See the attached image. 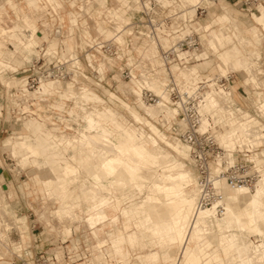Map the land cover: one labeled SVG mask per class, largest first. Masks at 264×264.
<instances>
[{
  "label": "rangeland",
  "instance_id": "1",
  "mask_svg": "<svg viewBox=\"0 0 264 264\" xmlns=\"http://www.w3.org/2000/svg\"><path fill=\"white\" fill-rule=\"evenodd\" d=\"M45 1L48 0H38L36 8H43L44 10H47L48 4L47 3L45 4L44 3ZM91 1L92 0H81V3L76 4L75 3L76 0H71V4H70L72 9L75 6H79L78 8L81 9V11L86 14V17L83 16L81 17L79 23L82 31L85 33V35L88 38L91 37L92 35L90 29H94V31H96V34L97 32L99 33L103 32L104 36H106L107 34H110L109 36H111L112 31L120 29L122 26H124L125 23L129 21V19L126 21L121 20L122 18L121 13L125 15L127 14V12H125L124 9H122L123 7L122 1L105 0L104 7L99 5L98 3L97 4L90 3ZM220 1L221 0L203 1L201 6L204 7L206 10L199 8L197 11V15L196 12L194 15H192V13L190 12L189 4H187L188 2H186V0H182L181 6H172L171 8L172 11L170 13H173V11L177 12L179 10H182V17H181L182 21L180 20V18L178 21L183 22L185 15H187L188 17L187 22L181 23L182 34L176 37L172 36L173 37L172 42L174 43L178 37L184 36L186 32H189L191 30L196 31L197 36L199 35L198 37H200L198 47L195 50L190 49V55L193 53L191 55V59H189L191 64L186 65L185 69H183L181 72L186 77L195 74L196 75L200 74L203 77L205 75L217 76L218 74H220L221 76H228V75L231 76L230 80L231 83L233 84V87L231 84L228 92L225 91L223 92L220 89L218 90L217 93L212 92L213 96L210 97V99L213 98L215 102L218 101L217 103L219 107H222V105L219 104L220 95L226 96L229 94V97L230 98L232 97V99L235 101L236 84H238V82L243 80L244 83H246V87H245L246 92L251 91V93H256L257 95L262 96L261 100H256V101L251 100L249 104L253 108H258L263 114L264 105H261L262 108L259 105L261 104V102L262 103L264 102V31L262 30L261 26L256 23H254L252 27L245 26L239 23L238 15H242L243 17L246 18L249 17L250 15L249 13L251 12H254L255 14L259 15L261 9H264V3L262 4V6L259 7V12H258L254 10L248 11L244 7L234 5L233 3L230 4V7L224 4V6L227 7V9H225L222 7ZM164 3L165 5H167L168 4L167 0H164ZM58 6L61 10L65 8L61 2L58 3ZM183 7L184 9H182ZM108 10L111 11L118 10L119 16L117 18L116 16L112 17L111 13H108ZM225 12L229 14L231 22H227V21L221 22L222 20H226V19L217 18L218 15ZM131 14H134V12L130 11V15ZM40 17L42 18L41 19L42 21L38 22L39 27L35 25V28L32 29L26 23L27 24L26 27L30 28L32 32V36L28 39L30 40L35 39L37 41L38 44L35 43L34 46L37 45L41 46V44L43 43L44 50H45V46L47 45L49 48L48 52L50 53V55L56 56L57 58H60L65 54L66 55L73 54L76 56L78 55L77 57L80 56L79 60L81 62V67H82V74H81L82 76H79L80 79H77L79 81L78 84L76 85L73 84L74 90L72 91L75 93V95H77L75 98L71 96V94H68V92L71 91V89H67V88L66 90H60L59 88L52 90L50 92L42 88L39 94L30 92L29 94L24 95V91H23L24 89L21 88V86L24 85L26 81V77L35 76L38 74L37 69L32 68L31 64L34 62L35 57L42 55V53L38 51V48L37 49L33 48L32 51H23L21 49L10 53L0 52V55L5 54L4 56L6 57V59H4L3 57L0 58V71H1L0 72V175H1L0 184L3 183L7 185L9 184V189L6 193L3 192L2 190L3 186L0 185V231L2 229L5 235V239L0 241V264H35L36 258H39L40 256H44L46 253L50 254L53 252L59 258L58 264H76L79 262H84L85 264H92L90 261L91 256L89 255L90 253H92L93 249L91 248V245L94 244L95 240L89 235V231L87 229L86 223L82 222L84 218L82 219V217H80L81 221L74 224L75 227L78 225V227L74 229L75 232L73 234V236H75L77 239L76 250H78V252L69 253L68 250H72V249H70L71 248L70 239L66 238L67 235H71L72 233L71 225L74 222H76L75 219L76 216H74L75 214L73 208L76 207V205L78 204L77 202H82L81 203L82 207L84 206L89 207V204L91 203L89 201L90 199L85 200L84 198H82V196L79 197L80 196L79 186L70 185L68 187L69 193L67 192L68 193L67 195L68 196L72 195V199L71 200L68 199V202L65 204L67 205L66 208H63L64 206H62L63 205L62 201L59 198L57 199L56 197H54L55 199H53L52 201V198H50V196L47 194L48 190L46 188L45 183L43 184V182L40 183L35 182L33 172L31 171L33 167L29 162L32 156L31 157L29 156L27 158V156H25L27 155L26 151L23 149H18V147L16 146L14 147L20 150L22 154L19 153L13 156L11 153V150H13V144L11 145L10 143L13 142L15 144L14 141H16V144H20L21 142L19 140L23 139V136L27 133L25 127H23L21 124V120H18L19 118L25 120L21 116L22 115L25 116L26 114L25 112H20L19 108L15 107L17 106V104L15 103L16 98L19 97L22 98L21 102H19L20 105L26 103L24 98H27L28 100V102L21 107L22 110L23 109L28 110L27 112L29 115L27 116L26 121L30 119H35L41 122L42 125L47 124L48 120L45 121V118L39 116L40 110L41 111L43 110L42 113L52 116V118L55 119V122L61 124V126H67V127L71 126V130H66L65 133H58L56 140L58 141V143H62L63 147L65 146V153L67 154V156H69L70 160L76 163L77 161L76 157L72 155V147L70 149L68 148V146H66V139L71 141L72 138L79 137L81 131L86 130L85 126L87 120L85 119V114L87 113V115H89L90 113L88 111H90V109H92L93 107H97V108L109 107L110 110L114 113L115 117L120 119L129 128L130 127H133L134 129L138 128L141 131H143L144 134L150 132L148 126L140 124L130 116L127 106H123L122 104L117 103V101L113 99L115 96L118 95L119 96L118 98L121 97L120 99H123V101L126 102L132 110L141 114L146 120L151 122L150 124L153 127H156L163 133L164 136L162 140L157 138L158 140L157 148L163 151H167L171 155H174L177 160H180L186 164V165L184 164L186 168L189 167L190 169H192V171L195 173L196 176L197 174L192 162L190 163V161L187 159L181 160V158L175 153V151L172 148L173 145H175L176 143H178L179 146L184 145L183 142L179 140L177 132H173V130H175L174 123L176 122L175 121L176 119L171 118L172 120L170 119L171 121L169 120V122L171 123L173 122L172 123L173 125L171 123L167 125L164 122L163 116L162 114H160V112L154 109L145 110V107L149 106V104H146L145 106L142 103V98L140 93L139 94L137 93L135 103L129 102V99L126 96L128 94L130 95L131 92L130 91L131 84L127 83L129 79L122 77L121 74L116 75V72L119 71L114 66L112 68L111 67L105 68L106 66H111V63L108 64L106 63V61L100 60V57L98 55L87 53V58L89 59V61H92L93 59L94 62L96 63L94 67H91L88 64V62H86L85 53H83L82 51L78 52L75 49L76 46L82 45V39L80 35L74 36V41H76V44L74 46L75 48L69 46L68 47L69 50L67 51H61L62 48H64V45L61 42H59V44L56 43L58 45L57 48L59 51V54H57L56 44L48 43V41L50 40V36L46 34L47 36L46 39L40 41L37 38V36L34 35V30H46V33H50L52 26H54L55 23H58V25L60 26L64 25V22H62L63 16H60V19L57 21H50L46 19L44 14L40 15ZM72 21H74V18L72 19ZM0 24L6 27V25L10 24V22L8 21L6 16H4V19L2 20V22H0ZM176 24H172V29H175ZM110 25L112 28L110 27ZM205 25H210L209 30L204 29ZM212 31L214 32L222 31L227 34L225 35V37L221 36L222 39H220L211 48L206 45L208 44V42H210V38H208V41L206 43L204 42V39L206 37L205 35H207L209 32ZM233 31L241 35L245 40H250V43H246L243 41L242 43L238 44L239 48L242 51V54L244 55V57L248 59V61L251 64L250 75H248L249 77L245 78L246 80H244L242 75L239 74L240 73L239 68L233 67L232 62H230L231 60H234L236 63H238L239 57L241 56V52L237 49L234 39L228 36V34L229 35L232 34ZM254 31H257L258 33L255 35ZM64 36L59 37V39H64L65 38ZM119 39L123 41L124 37H119ZM159 39L162 41H166V38L164 37H159ZM23 43L25 44V41H23ZM227 43L232 44L231 49L223 50L222 47ZM6 46L7 45H5V47ZM229 46L230 45H226L225 48H229ZM7 47L13 49L11 44H8ZM3 50H4V46H3ZM195 53H196V61L194 57ZM133 54L136 53H134L133 51ZM217 55L219 59L217 58ZM151 56L152 55L149 54L147 59H145L144 56L142 58H144L143 60L147 61L148 63H151L154 66V63H156L155 62L156 58H152ZM144 71L146 72V79H147L146 82H148V84L146 83L145 85L146 88L150 89L151 91L157 94V92L154 91L155 89L153 88V84L159 85L162 90V86L160 85V80L158 79L156 74L157 70L154 69V72H151L150 70L148 71L144 70ZM2 78L3 80H6V82H4ZM67 80L70 81L71 79H66V81ZM119 81H123V83L121 82L122 84L120 83V85L119 84L116 85L117 82ZM133 84L136 85L135 83ZM125 86L128 87V91H125L123 89V87ZM35 87L31 88V90L34 89ZM102 87L113 92H116L117 90L118 91L116 92L117 95L112 93L111 95L113 96V98L107 96L103 92ZM86 91L87 93L90 92L93 95L94 94L97 95L99 98L96 97V100L88 99L86 97ZM64 92L67 93L68 96L67 98L70 99L63 100V105L59 104L57 105V107L68 110V112L70 111L73 115L70 117L65 112H60L55 108H50V100L55 98L59 99L58 94L63 95ZM162 97L165 100H167L168 98L166 93L163 94ZM55 102H53V104H58V102L57 103ZM83 104H86L85 107L90 108L87 109L88 110L87 112L82 109ZM164 108L169 110L173 109V107L170 105H168V107L165 106ZM206 108L208 111L212 108V105L208 103ZM248 108L251 109V107L249 106ZM57 116L63 117V121L58 119ZM65 119H69V120L66 121ZM20 124L23 127L22 132L20 133L13 132V131H18L20 129L21 127ZM220 133H230V132L224 130L219 132L218 134ZM138 137L140 138V136ZM32 139L35 140V137L32 136ZM83 140L84 139L80 141ZM142 140H146V139H142ZM8 141L10 142L8 143ZM2 144L3 146H5L6 144L5 149H3ZM68 144L70 143L68 142ZM70 145L73 146L72 144ZM262 152H264V149L262 150ZM28 155H30V153H28ZM23 158H25V160H23ZM256 159L259 160L264 158H260L256 156ZM177 163L178 161L176 162V164ZM89 174L90 172H85V174L84 172L81 173L79 175V182L82 183L84 181L85 186H90L92 184V181L88 177ZM46 175L48 174L42 172L41 177L44 178ZM191 190L192 191L194 190L196 194L195 185L191 187ZM148 191L149 189L148 187H146L141 193L132 184L126 185L125 187L120 188V190L113 189V195L111 196L108 204L105 206V210L107 215L109 213V216L116 218L114 219L116 222H118L117 226L120 225V223L124 224L123 232H121L122 231L121 228V231L117 234V237L121 233H126V234L138 233L139 225H140L138 223V217L141 218L143 214L134 216L132 211L135 206H140L141 202L144 200ZM67 195L65 196V198L67 197ZM100 196L101 194H98L96 195V198ZM7 209L10 212H13L14 213L13 215L18 216L17 220L19 219L21 220V218L23 220L17 222V220H15L16 217L15 218L8 217L9 213L6 211ZM56 210H58L57 213L55 212ZM77 213L80 214L79 212ZM85 215H80V216H85ZM8 221L10 223L16 221V224L11 223L10 225ZM46 222H49L50 224ZM211 228L212 227H208L210 231L205 235L206 240L207 241L209 240L211 243L208 246H205L203 250L204 251L203 254H202L201 243L199 244V248H200L199 250L201 255V260L199 264H205L206 261L212 258L214 253H217L222 257L223 259L222 264H235L238 260L235 257V255H231L227 257L223 253V248L226 246L228 242L227 238L226 237L221 238L220 233L217 230ZM22 232L24 234V239L21 236ZM147 234L149 236L147 238L153 240L151 233L147 232ZM259 238L260 237L257 235L250 236V239L254 241H257ZM148 239L145 241L150 243L151 245L150 249L152 251H150V253L147 254L148 257L146 256L144 258L145 255L143 254H139L137 256L140 262H142L141 264H146V262H148L147 260L149 259V257L154 256V254L159 256L158 252H164L166 254L165 256H163L164 260L166 261H161V256H159V262H161L162 264H178L179 260L176 259L177 255L176 257H174L175 255H172L173 253L172 250L173 248H176V246L178 245L177 243L171 245H166V244L156 245L154 241ZM21 241H22V245L20 244ZM125 241L128 243L126 242L124 243L123 245L124 248L126 246H130V244H132L134 241L138 242L141 240L137 238L133 242H129L127 240ZM1 243H5L6 245L5 248H2ZM14 243L20 244L21 248H18L17 250L15 248ZM196 244L197 243L194 240H190L187 245L190 247H195ZM147 247H145L144 249H146ZM141 249H143V245ZM104 251L105 250H103L102 253H106ZM131 251H132L131 253L132 256H135L134 253L135 254L138 253L137 249L134 247L132 248ZM66 252H68L69 254L64 258V254L66 255ZM100 253L101 252L95 253L93 255L94 264H98L100 262L99 260H98L99 262H96L97 261L96 258H98V255ZM79 258L80 260H78ZM130 264H135V263L130 261Z\"/></svg>",
  "mask_w": 264,
  "mask_h": 264
},
{
  "label": "bare ground",
  "instance_id": "2",
  "mask_svg": "<svg viewBox=\"0 0 264 264\" xmlns=\"http://www.w3.org/2000/svg\"><path fill=\"white\" fill-rule=\"evenodd\" d=\"M120 1L123 3L124 8H122L127 12L126 15L129 14V21L120 29L112 31L111 36L108 38H114L119 44H124L127 35L133 34V20L141 7L140 0ZM156 1L162 7L166 8L169 14H174V24L177 23L179 18L182 21V10L170 13L172 11V6H181L182 0H167V5L162 4L159 0ZM203 1L205 0H186L192 15L194 12H196L197 15V10L199 8L206 10L201 6ZM91 3L97 4L93 0ZM145 4L148 5L147 2H145ZM260 6H262V4L257 6L258 12ZM182 9H184V7ZM130 11L134 12V14L130 15ZM187 19L188 17L185 15L181 23L187 22ZM209 27L210 25H208V28ZM194 32L196 31L191 30L186 32L184 36L191 35ZM180 34H182V32ZM226 34L225 32L209 33L208 37L210 38V42H208L207 45L212 48L214 44L222 39L221 36L225 37ZM158 36L164 37V35L160 34ZM119 37H124L123 41L120 40ZM159 37L157 39L150 36L143 38L133 34L131 44H134L135 47H141L142 49H147L149 47L158 48V45H161L162 42ZM34 44L33 39L25 40L23 51H32ZM42 45L43 44H41V46ZM41 46L37 45L36 49L38 48L39 51V47ZM48 50L49 48L46 45V55H50ZM128 53L130 56V49H128ZM77 56L65 54L58 58V60L70 59V63L68 64L69 70L72 71L70 81L39 76L38 85L31 90L33 87L29 86L26 77V81L21 87L24 89V95L30 92L39 94L42 88L46 89L48 92L50 88L51 90L59 88L60 90H66L67 88L71 89L68 94H71V96L75 98L77 95L72 91L74 89L73 84L76 85L79 83L77 79H80L79 76L82 74L81 63ZM98 56L100 60L106 61L108 64L111 63V66L115 64V61L108 58L106 55L101 54ZM160 58L162 66L164 67L163 59L162 57ZM74 66L80 67V70H75ZM111 66H106L105 68H110ZM220 77L228 78L231 76H221L218 74L217 76H212L210 79L214 80ZM146 80V73L142 72V69H140L136 76H134L131 71V76L127 83H135L137 86L134 84L133 86L140 89L142 103L145 106L149 104V106L145 107V110H157L162 114L164 122L168 125L171 123L169 120L171 118L176 119L178 113L177 108L169 104V90L166 87L168 79L161 80L162 90L159 85L153 84L154 91H156L157 94L152 92L159 97L155 103H148L143 98V88H146V83L148 84ZM185 80V77H181L180 80L174 79L175 83H177L182 90L188 88L195 82L192 81L183 86ZM123 89L128 91L127 86L123 87ZM218 90L212 89L206 94L205 103L202 106L203 117L201 129L206 128L209 116L214 122H225L227 127L217 131L216 138L222 147L232 150L234 145L240 142L243 136L244 125L242 123L239 124L231 113H229L231 116L227 114L223 106L219 107L218 101L215 102L213 98V101L210 99V97L213 96L212 92L217 93ZM165 93L168 97L167 100L162 97ZM63 95L68 97L65 92ZM86 97L90 100H96V97L90 92L87 93V91ZM25 101L26 103L28 102L27 98ZM118 101L123 106L128 107V112L135 121L148 126L150 132L144 134L143 131L138 128L134 129L130 127L132 128L130 129L120 119L115 117L109 107H93L90 109L85 107L86 104H83V110L87 112V109H90V111H88L90 114H85V119L87 120L86 131L81 132V136L84 140H75L72 144V142L66 139V146H68V148L71 146L70 144L73 145L72 155L76 157V163L69 158L63 157L62 152H59L58 143H48L51 139L55 140V138H49L47 134L41 132L40 126L36 121L31 119L26 121L19 118L22 126L25 127L27 132L23 136V139L19 140L21 145L28 147L27 142L31 141L32 136H34L40 146H45V148L41 150L46 153L45 163L49 165L50 171L53 173V178L45 182V184L48 195L52 198V201L55 199L54 197L57 199L59 198L63 204L61 205L64 206L68 202V197L65 198L68 187L73 184L78 185L80 190L79 197L82 196L85 200L93 199V204L89 212L85 216L80 217H82V219L84 218L83 220H85L91 228H94L98 224H103L108 219L105 206L113 195V189L120 190V188L132 184L142 193L143 190L148 187L149 191L144 200L141 202L140 206H135L133 208L132 213L134 216L143 214L141 218L138 217V223L142 230L149 231L153 238L164 241L168 245L174 243L178 244L176 248L172 250V252L177 253V257L176 255L174 257L179 260L178 264L200 263L201 255L199 244L201 243L203 232L208 229V227L217 230L221 238H227L228 242L223 248V253L227 257L234 254L238 259L236 264H264V196H262V192L264 191V182L262 181L264 172L261 179L250 186L242 185L231 187L224 181H219L218 185L224 197L221 201L223 207L221 213L216 211L214 205L211 207H198L199 186L197 176L192 169L189 167V169L186 168V164L177 160L174 155L157 148V138L162 140L164 136L163 133L156 127H153L150 124L151 122L146 120L141 114L132 110L122 99L118 98ZM15 103L17 104L15 107L19 108L20 112H25L26 115L23 116L22 113L21 117L26 119L29 115L27 112L28 110L21 109L26 103L20 105L19 98L15 99ZM208 103L212 105V108L207 111L206 106ZM168 105L172 106L173 109L169 110L164 108L165 106L168 107ZM251 108L264 118V113L262 114L258 108H253L252 106ZM224 130L230 133L218 134ZM138 136H140V138ZM252 137V140L257 145L256 135H252ZM68 142L70 144H68ZM183 144L184 145L179 146L178 143H176L172 148L181 160L187 159L191 163L192 160L189 156V149L184 142ZM34 152L40 153V150H34ZM232 158L233 157H230V159ZM176 160L178 161L177 164ZM254 160H256L259 166L264 167V159ZM210 169L211 174L214 175L217 169L216 164H211ZM83 172L84 174L85 172H90L88 176L92 181L90 186H85L84 181L82 183L79 182V175ZM194 185L196 187V194L194 190H191V187ZM98 194H101V196L96 198ZM252 235H257L260 238L257 241L251 240L250 236ZM190 240H194L197 243L195 247L187 245ZM214 258L215 263L213 261V264L223 263L222 257L217 253H215ZM96 259V262L100 261L98 264L108 263L106 253H101ZM147 261L149 263L146 262V264H162L159 262V258L148 259ZM205 264H210V260L206 261Z\"/></svg>",
  "mask_w": 264,
  "mask_h": 264
},
{
  "label": "built area",
  "instance_id": "3",
  "mask_svg": "<svg viewBox=\"0 0 264 264\" xmlns=\"http://www.w3.org/2000/svg\"><path fill=\"white\" fill-rule=\"evenodd\" d=\"M238 1L248 11H258L257 6L264 3V0ZM75 3H81V0H76ZM140 7L133 20L132 33L134 35L143 38L150 36L155 39L158 38L159 34L164 35V37L180 35L182 30L181 22L178 21L175 29H172L174 14H169L167 9L162 7L156 0H140ZM81 13L83 17H86L85 13ZM48 18L50 19V14H48ZM74 31L79 36L81 29H75ZM90 32L93 39L86 44L78 45L76 48L78 52L82 51L85 53L86 62L91 67H94L96 63L93 59L89 61L87 53L106 55L114 60L115 64L113 66L118 69L124 78L130 79L131 70L138 72L143 69L154 72L155 66L147 61L139 62V60H136L130 63L128 49L131 48L133 34H128L125 43L119 44L114 38H104L102 35H96L94 29H90ZM50 33L57 37L67 35V31L59 29L58 23H55ZM198 45L199 37L194 32L191 35L178 37L168 47L158 45V50L160 57L163 59L164 70L168 78L166 87L169 90V104L178 110L173 132H177L180 140L188 147L189 156L197 173L199 186L198 207H211L214 205L216 211L221 213L223 210L221 201L224 197L218 185L219 181H224L231 187L250 186L261 179L263 175L264 167L259 166L253 158L256 159V156L264 158V152H262L264 149V118L252 108H248V106L251 107L249 104L248 106L240 104L230 98L229 94L226 96L220 95L219 104L226 109L227 114L231 113L239 124L242 123L244 125V132L240 142L236 143L232 150L222 147L217 141L216 133L227 127V125H225V122H214L210 116L208 117L206 128L201 129L202 106L205 103L207 92L212 89L228 92L231 85V77H220L214 80L207 78L198 79L188 88L180 89V86L175 83L172 76L171 65L178 62L180 66H184L186 62L178 58V50L184 48L193 49L197 48ZM39 52L42 55L35 57L34 62L31 64L32 68L37 69L38 74L27 77L30 87L38 85L39 76L50 79H71L72 71L68 68L70 59L58 60L56 56L46 55L43 45L39 47ZM74 69L80 70V67L74 66ZM142 93L143 98L148 103H155L159 99L149 89L143 88ZM242 93L245 97L246 93L243 90ZM231 114L229 115L231 116ZM252 135H256L257 145L252 140ZM230 157L233 158L230 159ZM211 164H216L217 169L214 175L211 174ZM68 254L66 252L64 258ZM58 262L59 258L54 253H46L44 256L35 259V264H58Z\"/></svg>",
  "mask_w": 264,
  "mask_h": 264
},
{
  "label": "crops",
  "instance_id": "4",
  "mask_svg": "<svg viewBox=\"0 0 264 264\" xmlns=\"http://www.w3.org/2000/svg\"><path fill=\"white\" fill-rule=\"evenodd\" d=\"M93 1L98 3L99 5H101L103 7L105 6L104 5L105 0H93ZM159 1L161 3H164L163 0H159ZM60 2L65 7L63 10H61L59 8V6H58V3H60ZM37 3H38V0H0V22H2V20L4 19V16H6V18L10 22V24L6 25V27L0 24V52H2V53H10V52L18 51V50H21V49L23 50L24 49L23 41H25L26 39H28V38H30L32 36L31 29L26 27L27 24L32 29L35 28V25L38 26V22L42 21L41 20L42 18L40 17V15H43V14L45 15L46 19H48L50 21H57V20L60 19V16H63L62 17V22H64V25L63 26L59 25V29L67 31V35L64 36L65 37L64 39H59V37H55V35H52L51 33H46V30H34V35H36L37 38H39V40L41 41V40L46 39V37H47L46 34H48L50 36V40L48 41L49 44H54V43L55 44L56 43L59 44V42H61L64 45V48H62L61 51H67V50H69L68 49L69 46L70 47H74L75 46L76 41H74V36L77 35V33H75L74 30L75 29H81V26H80L79 22H80V19L82 17V15H81L82 13H81L80 9H78L79 6H75L72 9V7L70 5L71 4V0H50V2L48 0V1L44 2L45 4L46 3L48 4L47 10H44L43 8H36ZM220 3L222 5V7L225 8V9H227V7H225L224 4H226L228 7H230L231 3H233L234 5H238V6L242 7V5L240 4V2L238 0H228V1L227 0H221ZM108 13H111L112 17L116 16V18H117L119 16V11L118 10H115V11L108 10ZM48 14H50V19L48 18ZM194 14H195V12H194ZM249 14L250 15H249L248 18L243 17L242 15H238L239 16V23H241V24H243L245 26H249V27H252L253 24L256 23V24H259L261 26L262 30L264 31V9H261L259 15L255 14L254 12H251ZM121 16H122V18H121L122 21H126V20L129 19V14L125 15V14L121 13ZM73 18H74V21H72ZM217 18H225L226 19V20H222L221 22H224V21L231 22L230 16H229V14L227 12L218 15ZM118 25H120V24H118ZM54 26H52L51 31L53 30ZM209 28H208V25L204 26L205 30H209ZM209 33H222V31L221 32L212 31V32H209ZM209 33L207 35L204 34L206 36L205 39H204L205 43L208 41ZM257 33H258L257 31H254L255 35ZM103 34H104L103 32H100V33L97 32L96 35L104 36ZM79 35H80V37L82 39V44H86L88 41L90 42L92 40V36L88 38L85 35V33L82 31V29H81V32L79 33ZM109 35L110 34H107L106 36H104V38L105 37L106 38L110 37ZM228 36L231 37L232 39H234L237 49L241 52V56L239 57V62L238 63H236L234 60H231L230 62H232L233 67L239 68V70H240L239 74H241L243 79L246 80L245 78L249 77L248 75H250L251 64L248 61V59L246 57H244V55L242 54V51L239 48L238 44L242 43L243 41L246 42V43H250V40H245L241 35L237 34L235 31H233V34H230V35L228 34ZM164 38H166V41H162L161 42L162 47H168V46L173 44V42H172L173 37L172 36L164 37ZM33 42L37 43V41L35 39H33ZM8 44H11L13 49L8 48L7 47ZM5 45H7V46L5 47ZM226 45H230L229 48H225ZM3 46H4V50H3ZM57 47H58V45L56 44V53L59 54V51H58ZM231 47H232V44L227 43L222 48H223V50H228V49L230 50ZM34 48H36V46H34ZM75 49L77 50V48H75ZM193 50H195V49H193ZM133 51L136 54H133ZM149 54L152 55L151 56L152 58H156V61H155L156 63H154V66H155V70H157V73L156 72L155 73L157 74V77L160 80V85H161V80H165V79H168V78L166 76V71L164 70V67L162 66V61H161V58H160V53H159L158 48L149 47L147 49H142L141 47H135L134 44H131L129 61H130V63L131 62H135L136 60H139V62H140L141 59H142V62H144L145 60H143V59L144 58L147 59ZM4 55L5 54L0 55V58L3 57L4 59H6V57ZM191 55H190V50H186V49L178 50V54H177L178 58L179 59H183L186 62V64L184 66H180V63L176 62V63H173L171 65L172 76H173L174 79L180 80L181 77H185L186 78V80L183 82V86L185 84L189 83V82L196 81L198 79H203V78L210 79L212 77V76H209V75H205L203 77L200 74L199 75L195 74V75L187 76V77L185 75H183V73L181 71L183 69H185L186 65L191 64L190 61H189V59H191ZM143 56H144V58H142ZM194 57H195V61H196V53L194 54ZM217 58L219 59L218 55H217ZM158 68H161V69H158ZM131 71H132L134 76H136L137 73H138V72H135L133 70H131ZM142 72H145V71L142 70ZM118 74H120V73L116 72V75H118ZM2 80H3V78H2ZM3 81L6 82V80H3ZM121 82L122 81L117 82L116 85H118V84L120 85ZM6 84H9V83H6ZM96 84H98V83H96ZM98 85H100V84H98ZM232 87H233V84H232ZM245 87H246V83H244L243 80H241L240 82H238V84H236L235 101L239 102L240 104H245V105L248 106V104H249V102L251 100L256 101V100H261L262 99V96H259L256 93H251V91L246 92ZM102 90L107 96H110L111 98H113V96L111 95L112 93L117 95L116 92H118L117 90H116V92H113V91H110V90L105 89L103 87H102ZM242 90L246 93L245 97H244V94L242 93ZM50 91H52L51 88H50L49 92ZM130 91H131L130 95L129 94L128 95L124 94V95L127 96V98L129 99V102L135 103L136 102L137 93L138 94L140 93V89L136 88L135 86H133V84H131L130 85ZM49 94H51V93H49ZM45 95H47V94H45ZM94 96L99 98L95 94H94ZM58 97H59V99L55 98V99L50 100V108H55V109L59 110L60 112H65V113H67V115H69V117L73 116L70 111L68 112V110H65L63 108H58L57 107V105H59V104L63 105V100L70 99V98H67L64 95H60V94H58ZM115 97L113 99L115 101H117V103L121 104L118 101V97L119 96L117 95ZM24 99H26V98H24ZM21 100H22V98L19 97V102H21ZM212 101H213V99H212ZM53 102H55V103L58 102V104H53ZM261 105H264V102L263 103L261 102V104L259 106L261 107ZM42 111L40 110L39 116L42 117V118H45V121L48 120L47 124L42 125V123L39 122L38 120H35V119H31V120H34V121H36L38 123V125L40 126V129H41V132H43L44 134H47L49 136V138H51V137L55 138V140L51 139L48 143H58V141L56 140V137L58 136V133H65L66 130H71V126L70 127L61 126V124H58V123L55 122V119H53L52 116H50L48 114H44V113H42ZM57 118L63 121V117L57 116ZM69 119H65V120L68 121ZM20 126H21V124H20ZM86 127H87V125L85 126V129H86ZM22 129H23V127L21 126L18 131H13V132L20 133V132H22ZM81 132H80L79 137L72 138L71 141H69L68 139L67 140L69 142H72V144L75 142V140H78V141L82 140L83 138L81 136ZM9 139H10V137H9ZM9 142L10 141H8V143ZM14 142H15V144L13 142L10 143L11 145L13 144V150H11V153H12L13 156H15V155H17L19 153L22 154V152L20 150H18V149L25 150L27 155H25V154H23V155L27 156V158L29 156L30 157L32 156L30 158L31 160L29 162L31 163V165L33 167V169L31 171L33 172L34 180H35L36 183L43 182V184H44L45 182H47L48 180L53 178V173L50 171L49 165L45 163V161H46V155L45 154L46 153L41 150L42 148H45V146H40L38 144V142L36 140H33V139L31 141L27 142L28 143V147L20 145L21 144L20 142H19L20 144H16V141H14ZM6 144H7V142H6ZM6 144H5V146H3V144H2L3 149L6 148ZM58 145H59L58 146L59 152H62L63 157L69 158V156H67V154L65 153V146L63 147L62 143H58ZM14 146L18 147V149L15 148ZM71 147L72 146H70L69 148L71 149ZM34 150H40V153H34ZM28 153H30V155H28ZM23 160H25V158H23ZM42 172L47 173L48 175H46L44 178H42L41 177ZM262 181L264 182V178L262 179ZM0 185L3 186L2 190H3V192L6 193L8 191V189H9V184L7 185V184L3 183V184H0ZM73 185H75V184H73ZM67 192L69 193V188L66 191V195L68 194ZM262 196H264V191L262 192ZM67 197L70 200L72 199V195H69V196L67 195ZM89 201L91 202L89 204V207H85V206L82 207V205H81L82 202H77L78 204L76 205L75 208H73V211H74V214H75L74 216H76L75 217L76 222H74L71 225V232H72L71 235H67L66 236V238L70 239V247H71L70 249H72V250H68L69 253L70 252H72V253L78 252V250H76V248H77V243H76L77 241L76 240L77 239H76L75 236H73V234L75 232L74 229L77 228L78 225L75 227L74 224L81 221L80 215H85V214H87L89 212V210H90V208H91V206L93 204L92 199H90ZM66 206L67 205H64L63 208H66ZM84 208H86V209H84ZM58 210H56L55 212L57 213ZM6 211L9 213L8 217H11V218L12 217H14V218L16 217L15 220H17L18 216L13 215L14 213L10 212L8 209ZM77 212H79L80 214H78ZM77 217H78V219H77ZM114 218L115 217L109 216V213H108V220L105 223H103V224H98L94 228H91L84 220L82 221V222L86 223L87 229L89 231V235L95 240L94 244L91 245V248L93 249L92 253H90V255H89V256H91V258H90L91 263L94 264L93 263V255L95 253H99V252L102 253V251L105 250L106 253H107V260H108L107 264H120V263H122V264H130V261L135 263V264H141L142 262H140V260H139V258H137V256L139 254H143V255H145L144 256V258H145L147 256V254H149L150 251H152L150 249V247H151L150 243L145 241V240L148 239L147 237H149L148 234H147V232H149V231L142 230V228L139 225V230H138L137 234L121 233L117 237V234L121 231V228H122L121 232H123L124 224L120 223V225L117 226L118 222H116ZM22 220L23 219L21 218V220L19 219V220H17V222L18 221H22ZM11 223L16 224V221L15 222H11ZM11 223H10V225H11ZM46 223H49V222H46ZM211 229H213V228H211ZM209 231L210 230L208 229V230H205L203 232V236H202V239H201L202 254L204 252L203 250H204L205 246H208L211 243L209 240L207 241L206 238H205V235ZM102 234H103V236H102ZM21 236L24 239L23 232H22ZM137 238H139L141 241H138V242L134 241ZM3 239H5V235H4V233H3L2 229H1V231H0V241H2ZM125 240H127L129 242H133V241L134 242L132 244H130V246H126L124 248L123 245L126 242ZM148 240H152V239H148ZM152 241H154L156 243V245H164V244L168 245L166 242L161 241V240L156 239V238H153ZM126 243H128V242H126ZM20 244L22 245V241L20 242ZM20 244L14 243L15 248L17 250H18V248H21ZM1 245H2V248H5V246H6L5 243H1ZM142 245H143V249H141ZM133 247L136 248L137 251H138V253H136V254L134 253L135 256H132V254H131L132 253L131 250H132ZM145 247H147V248L144 249ZM118 248H120V249H118ZM101 249H103V250H101ZM133 250H135V249H133ZM109 251H110V253H109ZM158 253H159V256H161V261H166L163 258V256H165L166 254L164 252H158ZM172 255H177V253L173 252ZM214 255H215V253H214ZM214 255L210 259V264H213V261L215 259ZM231 255H234V254H231ZM159 256L154 254V256L149 257V259L159 258ZM80 258L78 260H80ZM214 263H215V261H214ZM76 264H85V263L84 262H79V263H76Z\"/></svg>",
  "mask_w": 264,
  "mask_h": 264
}]
</instances>
